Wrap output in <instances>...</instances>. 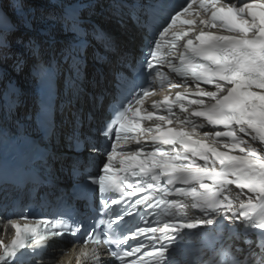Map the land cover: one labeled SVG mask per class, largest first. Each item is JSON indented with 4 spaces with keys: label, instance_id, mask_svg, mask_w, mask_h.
Segmentation results:
<instances>
[{
    "label": "snow or ice",
    "instance_id": "obj_1",
    "mask_svg": "<svg viewBox=\"0 0 264 264\" xmlns=\"http://www.w3.org/2000/svg\"><path fill=\"white\" fill-rule=\"evenodd\" d=\"M66 2L8 0V3L15 4L17 14V23L10 25L0 13V77L9 67L21 75L30 74V69L41 63L51 70L55 61L56 70L70 84L64 107L58 106L50 115L38 107L29 110L30 98L23 85L14 93V106L9 111H0V173H7L5 150L9 146L41 156L45 178L54 179L57 165H63L66 158L75 157L69 160L68 167L72 178L78 181L76 187L80 195L77 198L87 201L98 187L99 199L103 202L100 214L115 218L103 227L100 224L90 226L91 231L85 234V243L107 246L113 258L107 264H192L182 258L189 241L197 232L217 228L226 229L233 235L230 239L221 237L222 259H213L211 264H264V148L252 143L259 141L264 145V0H237L236 3L211 0L207 6L204 0H200V7L211 12L206 26H218L234 35L201 30L195 36V45L192 39L183 45L185 51L179 54L180 65L171 67L177 76H190L196 84L194 98L188 100V104L198 106L192 115L203 118L212 127L205 129L203 123L188 119L179 121V124L181 128L187 125L193 131L204 129L201 133L204 140H192L189 132L183 130L170 127L162 130L158 124L155 129L146 130L156 133L150 138L151 150H146L135 135L145 130L128 123L129 119L137 123L144 119L137 113L129 115L132 103L138 104L140 97L151 91L140 86V92H134L132 99L126 100L127 108L118 111L113 123L107 125L110 130L116 125L115 138L112 139L109 132L103 133L111 147L105 153L107 162L96 175L88 173L85 164L101 149L89 142L91 113L83 111L77 104L81 98L95 101L102 94L104 73L101 68L95 76L89 75L83 19L76 15L75 9L67 11ZM191 6V0H181L168 14L171 22L166 26L158 24L152 36L145 37L148 71L145 73L142 66L141 72L146 79L155 70L153 59L162 44L161 38L178 22L192 23L179 19L189 12ZM3 7L4 0H0V9ZM173 35L170 43L174 48L180 37L188 33ZM201 83L214 86L215 91L204 90ZM176 86L172 84V87ZM97 89L101 91L97 92ZM187 95L178 93L174 100L165 97L163 105L168 113L172 114L174 104L183 108ZM58 115L64 117L59 123ZM153 115L149 112L147 118ZM156 119L173 123L164 115L156 114ZM61 126L65 130H61ZM128 139L136 140L135 151L118 147L121 140ZM177 144L182 150L176 149ZM217 144L226 151L218 150ZM164 145L172 147L165 151ZM234 151L243 155L231 154ZM193 157L204 161V165L198 164ZM209 161L212 167H208ZM217 162L219 170L215 167ZM49 168L51 172H47ZM113 176L120 179L113 181ZM129 176L138 178L134 184H127L131 191L124 187ZM161 178H165L167 185L180 183L188 186L176 188L175 193L191 197L190 207L194 210L191 218L183 214L186 206L182 201L172 200L168 202L172 222L154 227L153 220L148 219L144 226L128 227L125 216L134 211L136 215H147L146 211L135 210L131 198L137 192L159 188ZM209 180L212 184L206 182ZM229 184L247 189L252 194L235 210L227 196L220 198ZM116 192L120 193V200L112 198L111 194ZM143 199H137L135 204H140ZM153 207L152 203H146L147 209ZM23 218L27 219V214ZM43 223L45 227L41 234L27 223L12 222L16 235L9 244L0 242V264H17L24 255L21 249H30L32 255H38V250L45 246L49 237L63 239L84 232L83 223L72 216H54ZM249 238L252 243H248ZM95 264L105 262L97 259ZM195 264H205V261L198 260Z\"/></svg>",
    "mask_w": 264,
    "mask_h": 264
},
{
    "label": "bare ground",
    "instance_id": "obj_2",
    "mask_svg": "<svg viewBox=\"0 0 264 264\" xmlns=\"http://www.w3.org/2000/svg\"><path fill=\"white\" fill-rule=\"evenodd\" d=\"M131 37H132V36H131ZM124 41H125V39H124ZM125 43H126V44L128 43V44H127L128 46L130 45L129 42H126V41H125ZM252 143H253L255 146H257L258 148H264V147H262V146H258V144L254 143V142H252Z\"/></svg>",
    "mask_w": 264,
    "mask_h": 264
}]
</instances>
